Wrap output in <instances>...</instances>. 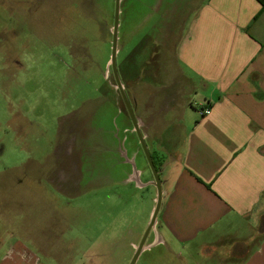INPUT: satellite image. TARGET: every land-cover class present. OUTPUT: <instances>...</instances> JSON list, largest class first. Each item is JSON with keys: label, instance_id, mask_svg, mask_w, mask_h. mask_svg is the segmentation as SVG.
Segmentation results:
<instances>
[{"label": "crops", "instance_id": "obj_1", "mask_svg": "<svg viewBox=\"0 0 264 264\" xmlns=\"http://www.w3.org/2000/svg\"><path fill=\"white\" fill-rule=\"evenodd\" d=\"M163 3L166 0H155L153 11ZM171 4H184L192 13L187 19L179 16L183 23L174 42L169 40L175 34L172 23L155 29L137 47L145 58L141 77L127 69L138 65L131 62L133 55L122 70V84L163 191L136 264H264V11L257 0ZM123 35L118 34V52ZM170 63L175 71L168 79L163 68ZM198 84L205 90L200 110L211 109L204 117L189 113L197 108L190 95L197 93ZM92 102L87 100L83 107V126L75 121L68 127L46 158L27 155L17 168L0 170V264H42L48 245L62 238L60 243L68 248L56 256L59 264H90L97 257L98 264H109V245L122 257L124 224L118 220L107 225L100 217L101 235L94 241L89 230L76 236L67 229L57 240L38 225L45 195L51 202V191L77 198L86 186L118 184L134 191L126 207L119 204L117 210L127 214L136 210L134 202L142 192L140 211L147 217L137 221L128 243L137 253L158 201L154 173L130 114L123 115L119 129L106 127L104 112L88 108ZM22 124L14 130L26 148L28 134L37 127ZM63 132L60 127L58 135ZM16 170L19 174L12 177ZM119 201H125L123 193ZM52 211L55 225L70 229L89 217L82 205L65 212L55 204ZM78 240L83 258L74 260L70 254ZM93 245H98L97 255Z\"/></svg>", "mask_w": 264, "mask_h": 264}, {"label": "rangeland", "instance_id": "obj_2", "mask_svg": "<svg viewBox=\"0 0 264 264\" xmlns=\"http://www.w3.org/2000/svg\"><path fill=\"white\" fill-rule=\"evenodd\" d=\"M166 2L156 5L153 11L155 0H122L119 33L124 32V35L121 52L117 53L121 81L124 63L131 55V62L138 65L136 68L128 66L127 69L134 76L141 77L140 67L145 64V58L137 47L147 41L155 29L172 23L175 34L170 35L169 40L173 43L183 23L179 16L183 19L191 16L190 7L171 4V0ZM114 7L115 0H0V170L14 165L13 168H17L27 155L39 157V161L46 158L55 150L56 142L65 138L69 125L82 120L78 127L83 126V107L89 99L94 101L88 106L91 111L104 112L102 118L106 127H116V130L121 127L122 117L129 111L117 89L111 65ZM133 30L137 31L132 34ZM119 47L118 39V50ZM163 70L168 79L175 71L171 63L167 67L165 65ZM197 87V93L190 95L197 108L189 112H196V115L200 111V104L205 102V90L199 84ZM22 122L25 124L22 127H37L28 134L26 148L21 147L20 133L14 130V127H21ZM61 125L65 134L60 137L58 131ZM28 167L34 171L31 164ZM17 174L19 170L13 172L12 177ZM44 186L50 188L46 182ZM81 188L82 195L77 198H67L51 191L55 198V202H51L50 196H44L45 200L39 204L42 216L38 223L44 225V234L50 235L51 232L58 240L66 229L68 235L75 233L76 236L89 230L88 237L91 236L94 241L101 235L100 217L101 222L107 225L115 224L118 220L124 224L126 245L122 257L114 245H109L107 255L111 259L108 261L109 264H132L136 254L128 248L132 239L130 231L135 230L137 221L147 217V212L143 214L140 211L144 198L142 192L135 199L136 210L127 214L126 211L122 213L120 210L118 213L117 210L122 205L126 207L134 191L127 192L118 184L98 189ZM122 193L123 204L122 201L117 202ZM55 204L65 212L75 205L84 206L88 211V221L82 219L79 223H72L69 225L71 229L56 226L54 222H57V218H53L52 214ZM79 241L72 245L74 251L70 256L74 260L83 258V245ZM60 242L48 245L49 254L48 257H41L42 264H59L56 256H63L61 249L68 248V244ZM97 247L93 245V255L98 254L95 250ZM97 259L87 261L98 264L100 261Z\"/></svg>", "mask_w": 264, "mask_h": 264}, {"label": "water", "instance_id": "obj_3", "mask_svg": "<svg viewBox=\"0 0 264 264\" xmlns=\"http://www.w3.org/2000/svg\"><path fill=\"white\" fill-rule=\"evenodd\" d=\"M121 2H122V0H116V6H115L113 42H112L113 44H112V56H111L112 71H113L114 77L116 79L117 89L120 91V93L122 94V97L124 98V100L126 102L129 114H130V116L132 118V121L134 123V126L136 128V132L138 133V135H139V137L141 139L143 149L145 151V154H146V156H147V158L149 160V163L151 165V168L153 170L156 186L158 188V201H157V205H156V209H155L154 215L152 217V221L150 222V225H149V227L147 229V233H146L143 241L141 242V244L139 246V249H138V251H137V253L135 255V258L133 260V263H132V264H136L137 259L139 257V254H140L141 250L143 249V247L145 245V241L147 239V236H148L149 232L151 231V229L153 228V226L155 224V221L157 219L159 210L161 208V202H162V198H163V191H162L161 180H160L158 171L155 168V165L153 163V160H152V157H151V155L149 153L147 145H146L145 141L143 140V135L141 133V130L139 129L137 120H136L135 115H134V109H133V107H132V105L130 103V100H129L128 95H127V93L125 91V88H124V86L122 84V81L120 79L119 72H118L117 53H118V34H119V27H120Z\"/></svg>", "mask_w": 264, "mask_h": 264}, {"label": "built area", "instance_id": "obj_4", "mask_svg": "<svg viewBox=\"0 0 264 264\" xmlns=\"http://www.w3.org/2000/svg\"><path fill=\"white\" fill-rule=\"evenodd\" d=\"M211 113V109L210 108H203L199 111V115L204 117L206 115H209Z\"/></svg>", "mask_w": 264, "mask_h": 264}, {"label": "flooded vegetation", "instance_id": "obj_5", "mask_svg": "<svg viewBox=\"0 0 264 264\" xmlns=\"http://www.w3.org/2000/svg\"><path fill=\"white\" fill-rule=\"evenodd\" d=\"M122 4V3H121ZM115 6H116V0H115ZM114 9H115V7H114ZM114 18H115V15H114ZM120 28V27H119ZM113 44V43H112ZM72 51V50H71ZM74 56V55H73ZM16 64H19V65H21V63H18V62H16ZM5 67H8V65L7 66H5ZM76 114L77 113H75V116H76ZM69 116H71V114L69 115ZM72 118V117H71ZM70 118V119H71ZM78 120V119H77ZM78 124H80V123H82V120H80L79 122H77ZM73 124H74V122H73ZM73 126V125H72ZM71 125H69L68 127H72ZM61 127H62V125H61Z\"/></svg>", "mask_w": 264, "mask_h": 264}, {"label": "trees", "instance_id": "obj_6", "mask_svg": "<svg viewBox=\"0 0 264 264\" xmlns=\"http://www.w3.org/2000/svg\"><path fill=\"white\" fill-rule=\"evenodd\" d=\"M257 1L261 4L262 10L264 11V0H257ZM113 14L115 15V10H114ZM110 18L112 19V17H110Z\"/></svg>", "mask_w": 264, "mask_h": 264}]
</instances>
